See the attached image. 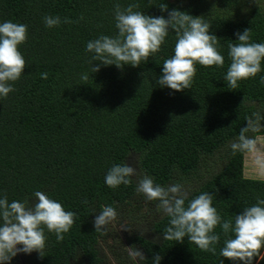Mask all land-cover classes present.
<instances>
[{
    "label": "trees",
    "instance_id": "obj_1",
    "mask_svg": "<svg viewBox=\"0 0 264 264\" xmlns=\"http://www.w3.org/2000/svg\"><path fill=\"white\" fill-rule=\"evenodd\" d=\"M245 0H0V23L12 21L28 26L29 37L19 50L26 60L16 89L6 99L0 98V198L33 203L35 191H42L61 203L66 211L77 214L62 242L45 229L44 257L24 254L33 264H70L83 256L98 264L97 242L115 231L110 223L106 230L95 232L93 221L104 206L117 209L133 207L136 180L130 185L110 188L105 176L114 165L134 158L139 171L167 186L196 174L198 187L192 199L203 192L211 193L213 206L225 220H232L243 209L264 199V179L245 176L246 154H233L229 144L245 126L246 117L262 108L264 116V61L255 78L229 88L224 77L230 66L228 44L236 42L237 31L252 30L251 42L264 44V8L246 7ZM126 8L139 4L149 16L179 9L194 17L204 16L216 35L225 64L205 67L197 64L191 89L176 92L161 87L163 63L174 55L177 36L170 30L159 52L142 61L139 67L103 66L91 72L92 53L86 52L89 41L101 35L118 34L114 5ZM65 17L73 23L48 28L44 17ZM82 17V19H81ZM96 66L100 62H92ZM47 72L48 79L40 73ZM87 73L89 80H81ZM264 124V121H262ZM258 135L263 136L264 130ZM226 150L223 166L199 176L201 165ZM196 182V180H195ZM187 203V202H186ZM127 218L134 220L131 211ZM125 214V213H124ZM135 215V214H134ZM169 217L153 223L154 240L139 235L136 242L143 248L144 264H233L219 255L229 238L220 227L217 254L201 251L190 244L166 241ZM2 223V220H0ZM229 236H233L229 233ZM115 239V238H114ZM106 240V239H105ZM116 241V240H115ZM253 264H264V249Z\"/></svg>",
    "mask_w": 264,
    "mask_h": 264
},
{
    "label": "clouds",
    "instance_id": "obj_2",
    "mask_svg": "<svg viewBox=\"0 0 264 264\" xmlns=\"http://www.w3.org/2000/svg\"><path fill=\"white\" fill-rule=\"evenodd\" d=\"M140 6L130 3L122 8L114 5L115 26L118 34L114 37L101 35L86 45V52L92 53L91 72L98 73L103 66L115 65L123 69L125 65L139 67L151 55L160 51L166 42L170 30L177 36L174 55L163 63V74L157 80L161 87L176 92L191 89L196 75V65L205 67H224L225 59L219 50L220 39L210 34L211 24L204 16L194 17L188 12L172 9L166 3L159 8L168 13L164 16H149L137 11ZM82 19V17H81ZM48 28L62 23H73L65 17H44ZM236 42L228 44L230 66L224 77L229 88L236 89L239 82L255 78L261 72L264 61V44L251 42L252 30L245 28L235 33ZM29 37L28 26L23 23L5 21L0 23V98L6 99L16 89L13 83L20 80L26 69V60L19 50ZM100 62L96 66L92 63ZM42 79H48V73H40ZM81 80L87 82L89 75L81 74ZM264 83V76L261 77ZM264 116L259 111L246 117L244 127L238 136L230 142L233 154H249L256 157L258 164H264L259 153L264 152L259 133L264 130ZM137 179L136 192L143 194L148 201H156L157 213L169 217V226L163 233L166 241L183 243L185 238L201 251L217 254L216 245L221 235L216 232L220 227L223 234L229 237L224 240V247L219 255L232 261L233 264H253L254 258L264 249V199L257 198V203L243 209L241 214L234 215L232 220H225L213 206L215 197L208 192L189 199L188 191L179 182L162 186L153 177L138 172L129 163L114 165L105 176V183L110 188L132 184ZM35 202L28 200L12 202L6 195L0 198V264H11L20 253H39L44 257L48 232L54 233L58 242L73 227L77 214L66 211L61 203L50 198L42 191L33 193ZM187 202V203H186ZM117 209L104 206L95 216V232L106 230L116 220ZM232 233L233 236H229ZM159 239V237L157 238ZM127 248V247H126ZM133 261L145 260L144 253L137 247L127 248ZM162 256L156 254L154 264H160ZM223 264V261H221Z\"/></svg>",
    "mask_w": 264,
    "mask_h": 264
},
{
    "label": "rangeland",
    "instance_id": "obj_3",
    "mask_svg": "<svg viewBox=\"0 0 264 264\" xmlns=\"http://www.w3.org/2000/svg\"><path fill=\"white\" fill-rule=\"evenodd\" d=\"M244 4H247L246 7H249L253 4H258L259 6H262L264 8V0H245ZM256 109L261 114L262 108L258 106ZM260 143L264 145V135L261 136ZM226 152H227L226 150L219 151L218 153H216L217 154L216 156H214L211 159H208L203 166L201 165L199 176H201L202 178L205 177L204 180L206 178L208 179L210 172L216 171L217 167H222L223 166L222 161L224 159ZM259 155L262 158V160H264V152L259 153ZM129 164H131L133 167H136L138 172L143 175V172L139 171L138 164L136 163L134 158H132L129 161ZM245 168H246L245 176L255 177L253 179H257V178L264 179V164H258L256 162L255 156L246 154ZM196 175L186 179L183 184L185 186V189L188 191V194L196 190L198 187V181L196 179ZM133 178L137 182V179L135 177ZM133 202H134L132 205L133 207H130L128 209L121 208L120 214L123 216V219L116 218V220L112 222V226L114 229H116L117 232L115 231V233L117 235L113 236L109 233L110 235L109 243H112L111 245H113L114 243L116 244L120 243V246L122 247L121 250L122 249L124 250L125 247L127 248L132 247L133 244L131 245V240L134 239L133 234L135 232H137L139 235H144L145 237L148 236V238L151 237L150 239L152 238L154 240L160 239V238L157 239L158 236H156L155 234L150 233V223L153 221V217L155 216V214H159L160 216H163L162 213H157L155 210V204L157 202L148 201L143 196V194H139V193H137L136 198ZM131 211H135L134 213L135 215L133 214L134 220L132 222H130V219L127 218V216L130 213H132ZM153 223H155V221ZM126 232H127V235H126ZM128 235L129 237L127 238ZM127 255H128V250H127ZM109 264H112V262Z\"/></svg>",
    "mask_w": 264,
    "mask_h": 264
},
{
    "label": "flooded vegetation",
    "instance_id": "obj_4",
    "mask_svg": "<svg viewBox=\"0 0 264 264\" xmlns=\"http://www.w3.org/2000/svg\"><path fill=\"white\" fill-rule=\"evenodd\" d=\"M164 216L165 215L160 216L159 214H155V216L153 217V221L150 223V233L151 234L153 233L152 223L154 221L157 222L158 220L162 219ZM114 231H116V229H114ZM114 235H117V234L114 233ZM126 235H127V232H126ZM138 236L139 234L137 232L133 234L134 239L131 240V245L133 244L132 246H136L139 250L143 252V248L140 246L139 243L136 242V238ZM128 237L129 235L127 236V238ZM109 241H110L109 237L105 238V231H104L103 235L99 238V241L97 242V246H96L98 250L97 256L99 258L98 264H109L111 262L112 264H144V260L133 261L129 257V253L127 255L126 247L124 248V250L123 249L121 250L122 247L120 246V243L119 244L114 243L113 245H111L112 243H109ZM11 264H33V260L30 258H25L24 253H20L12 259ZM70 264H93V263L87 258L83 256H79L75 260L71 259Z\"/></svg>",
    "mask_w": 264,
    "mask_h": 264
}]
</instances>
